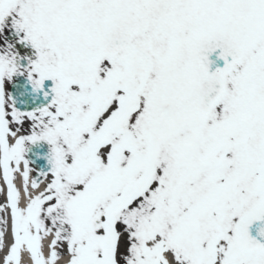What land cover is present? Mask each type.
Returning a JSON list of instances; mask_svg holds the SVG:
<instances>
[{"label":"snow or ice","instance_id":"1","mask_svg":"<svg viewBox=\"0 0 264 264\" xmlns=\"http://www.w3.org/2000/svg\"><path fill=\"white\" fill-rule=\"evenodd\" d=\"M0 264H264V0H0Z\"/></svg>","mask_w":264,"mask_h":264}]
</instances>
